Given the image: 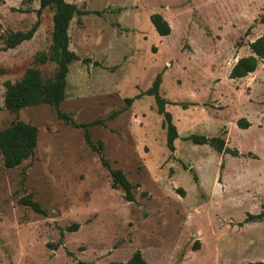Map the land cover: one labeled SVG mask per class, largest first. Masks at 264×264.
Wrapping results in <instances>:
<instances>
[{"label": "rangeland", "instance_id": "374dc122", "mask_svg": "<svg viewBox=\"0 0 264 264\" xmlns=\"http://www.w3.org/2000/svg\"><path fill=\"white\" fill-rule=\"evenodd\" d=\"M66 1L85 14L68 28L79 59L68 65L59 110L79 128L47 104L4 108L5 82L28 67L55 73L53 62L36 59L48 54L54 9L38 17L39 0L0 1V130L16 119L38 130L19 166L5 168L0 153V264H130L136 251L146 264L263 261L264 217L245 219L264 211V58L245 77L229 74L264 35V0ZM152 13L169 35L157 34ZM37 20L29 40L4 49L8 33ZM158 74L178 132L173 152L153 97L125 101ZM190 135L218 136L223 150ZM98 152L136 185L133 201L111 187Z\"/></svg>", "mask_w": 264, "mask_h": 264}, {"label": "trees", "instance_id": "16d2710c", "mask_svg": "<svg viewBox=\"0 0 264 264\" xmlns=\"http://www.w3.org/2000/svg\"><path fill=\"white\" fill-rule=\"evenodd\" d=\"M1 1V0H0ZM47 7H52L54 13L52 16L53 29L51 37V45L48 54H41L36 59L39 63L53 62L56 65V71L51 78L44 77L42 72L36 67H28L20 80L11 83H4V108L12 113H18L19 110L25 107L47 104L54 108L56 115L70 122L74 127H85L84 125L75 123L70 116L62 113L59 110V104L64 99L66 77L69 72L68 65L75 60H78V55L69 49L68 28L75 14H85L80 12L75 4L69 3L66 0H39V8L37 16L39 17L41 10ZM152 26L160 36L169 35L171 29L168 22L159 13H152L149 17ZM38 20L28 32H12L8 33L4 38V49L14 48L19 43L29 40L36 27ZM250 55L239 58L231 68L229 77L231 79L242 78L250 73H253L258 63L264 58V35L256 38L249 43ZM85 62L89 61L84 59ZM161 84V75L158 74L154 78L151 86L144 92L137 94L134 97L126 98L127 105H130L134 100L141 98L142 95L152 96L156 105L157 113L162 116V127L165 130V144L170 152L175 149L174 141L178 137L176 125L173 123L172 115L166 110L168 102L160 95L159 87ZM239 128L246 129L248 123L243 126L242 119L237 121ZM189 140L194 144H208L216 148L217 151H222L224 140L218 136L207 137L204 135H190ZM38 130L35 126L25 123L19 119L13 121L8 127L0 130V153L3 158V165L7 169H12L19 166L24 160L31 157L37 146ZM86 143L91 147L93 143L87 134H85ZM102 148L101 142L98 143V151ZM100 161L102 166L108 170L111 187L118 188L123 191V197L127 201H133L134 195L132 190L136 185L132 184L123 171L119 168H112L107 160L100 152ZM24 205L31 207L35 212L45 215L46 212L40 204L34 200H24ZM264 217V211L259 214H247L245 219L249 222L253 219H261ZM78 224H72L66 229L74 231ZM75 264H84L82 261H77ZM130 264H146L141 257L139 251H136L130 260ZM250 264H264L263 261Z\"/></svg>", "mask_w": 264, "mask_h": 264}]
</instances>
